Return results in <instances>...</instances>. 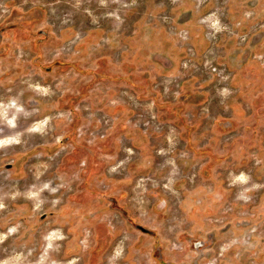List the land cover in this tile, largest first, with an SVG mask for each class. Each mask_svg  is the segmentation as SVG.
<instances>
[{
	"label": "rangeland",
	"instance_id": "obj_1",
	"mask_svg": "<svg viewBox=\"0 0 264 264\" xmlns=\"http://www.w3.org/2000/svg\"><path fill=\"white\" fill-rule=\"evenodd\" d=\"M93 263L264 264V0H0V264Z\"/></svg>",
	"mask_w": 264,
	"mask_h": 264
},
{
	"label": "water",
	"instance_id": "obj_2",
	"mask_svg": "<svg viewBox=\"0 0 264 264\" xmlns=\"http://www.w3.org/2000/svg\"><path fill=\"white\" fill-rule=\"evenodd\" d=\"M138 228L140 229V230H142V231H145V232H147V229H145L143 226H141V225H138Z\"/></svg>",
	"mask_w": 264,
	"mask_h": 264
},
{
	"label": "bare ground",
	"instance_id": "obj_3",
	"mask_svg": "<svg viewBox=\"0 0 264 264\" xmlns=\"http://www.w3.org/2000/svg\"><path fill=\"white\" fill-rule=\"evenodd\" d=\"M1 144H2V143H1ZM241 181H242V182L247 181V180H246V177H241ZM232 240H233V239H232ZM244 242H245V241H244Z\"/></svg>",
	"mask_w": 264,
	"mask_h": 264
},
{
	"label": "crops",
	"instance_id": "obj_4",
	"mask_svg": "<svg viewBox=\"0 0 264 264\" xmlns=\"http://www.w3.org/2000/svg\"><path fill=\"white\" fill-rule=\"evenodd\" d=\"M93 264H95V263H93Z\"/></svg>",
	"mask_w": 264,
	"mask_h": 264
},
{
	"label": "flooded vegetation",
	"instance_id": "obj_5",
	"mask_svg": "<svg viewBox=\"0 0 264 264\" xmlns=\"http://www.w3.org/2000/svg\"><path fill=\"white\" fill-rule=\"evenodd\" d=\"M36 45V44H35Z\"/></svg>",
	"mask_w": 264,
	"mask_h": 264
}]
</instances>
